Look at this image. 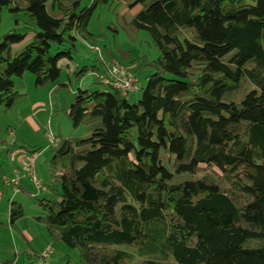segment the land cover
Wrapping results in <instances>:
<instances>
[{
	"label": "trees",
	"instance_id": "obj_1",
	"mask_svg": "<svg viewBox=\"0 0 264 264\" xmlns=\"http://www.w3.org/2000/svg\"><path fill=\"white\" fill-rule=\"evenodd\" d=\"M123 1L141 6L129 24L160 56L134 101L102 84L115 64L102 55L91 72L107 89L74 93L68 115L88 133L54 147L58 198L40 201L50 236L81 264H264V0ZM98 2L0 0V25L6 8L35 33L16 52L25 34L0 36V107L26 72L66 85ZM22 215L13 203L11 222Z\"/></svg>",
	"mask_w": 264,
	"mask_h": 264
},
{
	"label": "rangeland",
	"instance_id": "obj_2",
	"mask_svg": "<svg viewBox=\"0 0 264 264\" xmlns=\"http://www.w3.org/2000/svg\"><path fill=\"white\" fill-rule=\"evenodd\" d=\"M80 1L82 7H88L94 0ZM98 1L88 26L95 35L94 39L78 43L70 68L64 69L60 78V82L66 85L37 87L35 75L26 72L22 78H15V90L21 95L14 106L9 109L0 107V264L9 261L29 264L39 259L49 264H81L76 250L50 236L44 221L45 211L40 204L45 196L52 200L58 198L56 191L51 189H59V186L49 178L55 145L66 138L88 133L86 124L74 126L68 115L74 93L79 88L107 89L95 82V75L91 72V66L101 63V55L105 62L115 60V63L128 67L139 77L142 87L147 84L149 63L160 56L149 32L134 29L129 24L141 8L139 4L130 6L123 0ZM30 23L23 12L14 15L6 8L2 11L0 36L13 28L25 34L19 43L13 45V51L22 49L33 40L35 33L26 28L32 26ZM145 64L146 67L141 68ZM83 66L88 67V74L78 78L74 71ZM140 95L141 90L129 95L128 99L134 101ZM32 156L37 158L35 176L49 190L48 193L40 192L29 176L23 180L24 187H19V190L4 182L5 175L20 168ZM13 203L23 209V216L14 227L9 220V209Z\"/></svg>",
	"mask_w": 264,
	"mask_h": 264
},
{
	"label": "built area",
	"instance_id": "obj_3",
	"mask_svg": "<svg viewBox=\"0 0 264 264\" xmlns=\"http://www.w3.org/2000/svg\"><path fill=\"white\" fill-rule=\"evenodd\" d=\"M97 50V48H95ZM100 80L102 84L110 86L119 91L123 96H128L136 93L140 88V79L128 67L115 63L109 67L108 73L101 75ZM36 157L32 156L28 161L24 162L20 168L13 170L9 175H5L4 182L8 186H12L19 190L21 184L28 176L34 183L38 190H43L44 186L35 176ZM37 264H49L40 261Z\"/></svg>",
	"mask_w": 264,
	"mask_h": 264
},
{
	"label": "crops",
	"instance_id": "obj_4",
	"mask_svg": "<svg viewBox=\"0 0 264 264\" xmlns=\"http://www.w3.org/2000/svg\"><path fill=\"white\" fill-rule=\"evenodd\" d=\"M25 160H26V159H25ZM25 160H24V161H25ZM24 161H23V162H24ZM21 186L24 187L23 182H22ZM22 216H23V215H22ZM22 216H20L19 218H16L14 222H11V218H10V209H9V220H10V224H12L13 227L15 226L16 222L18 221V219H20ZM33 262H34V260L31 261L29 264H31V263H33Z\"/></svg>",
	"mask_w": 264,
	"mask_h": 264
}]
</instances>
